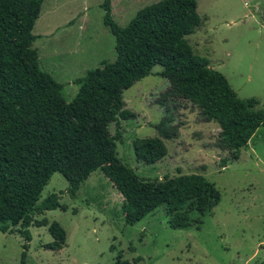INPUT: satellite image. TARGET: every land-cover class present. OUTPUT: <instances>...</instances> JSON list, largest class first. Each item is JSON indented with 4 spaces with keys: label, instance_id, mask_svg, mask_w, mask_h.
<instances>
[{
    "label": "trees",
    "instance_id": "1",
    "mask_svg": "<svg viewBox=\"0 0 264 264\" xmlns=\"http://www.w3.org/2000/svg\"><path fill=\"white\" fill-rule=\"evenodd\" d=\"M43 1L0 0V232L23 237L19 264H26L32 211L66 209L58 193L37 204L54 172L67 180L66 191L74 198L90 174L100 170L122 196L126 224L164 205L172 228L189 226L190 213L206 214L218 203L219 191L201 173L143 177L118 157L117 142L124 139L120 119L135 116L124 108L123 91L160 65L159 74L169 84L157 102L166 111L188 102L202 122L216 123L214 145L228 153L220 159L222 167L237 160L264 126V101L257 107V98L239 97L225 75L194 52L186 36L202 22L197 0H158L140 8L124 26L113 20L111 0H103V23L115 38L116 56L73 79L79 88L66 101L63 84L41 70L33 47L37 36L32 30ZM181 125L163 115L154 125L156 136L132 141L136 159L147 164L163 159L164 140L176 138ZM48 231L52 240L44 248L61 249L64 228L51 221ZM114 264L131 263L118 255ZM255 264H264V258Z\"/></svg>",
    "mask_w": 264,
    "mask_h": 264
},
{
    "label": "rangeland",
    "instance_id": "2",
    "mask_svg": "<svg viewBox=\"0 0 264 264\" xmlns=\"http://www.w3.org/2000/svg\"><path fill=\"white\" fill-rule=\"evenodd\" d=\"M156 1L136 0L133 7ZM102 2L44 0L33 26L32 32L37 36L33 47L39 67L63 84L66 101L79 88L73 79L84 76L104 60H114L115 38L103 23L82 31V35L78 24L61 27L54 35L48 32H55L57 24H66L76 17L80 7H92L94 14L93 8L100 7ZM118 2L121 0L111 2L112 18L117 17ZM47 7L55 9L50 14ZM64 7L74 9L65 11ZM134 9L121 19L117 17V24L126 25L134 16ZM197 12L203 20L186 36L194 52L207 57L209 65L225 75L239 97H255L260 101L257 107H261L264 0H197ZM100 13L104 14L103 9ZM88 33L93 35L91 42L85 37ZM160 71L161 66L155 65L153 74L123 91L124 108L135 116L120 119L124 139L117 142V155L143 177L201 173L219 191L218 203L203 216L191 212L193 222L185 228L169 225L164 205L129 225L123 220L120 193L100 170L90 174L74 198L66 191L67 180L54 172L37 204L51 193H58L59 202L66 209L41 214L32 211L34 220L29 226L31 240L26 264H114L118 255L131 264H255L264 258V126L255 131L237 160L220 166V159L228 153L214 145L218 125L202 122L199 110L188 102L182 101L166 111L157 102L169 84ZM165 114L174 123H182L177 137L164 140L167 154L163 159L153 164L138 161L132 141L156 136L154 125ZM108 128L112 134L115 132L113 122ZM51 221H57L66 232L65 244L59 250L43 246L52 240L48 231ZM23 242L17 232H0V264H19Z\"/></svg>",
    "mask_w": 264,
    "mask_h": 264
},
{
    "label": "crops",
    "instance_id": "3",
    "mask_svg": "<svg viewBox=\"0 0 264 264\" xmlns=\"http://www.w3.org/2000/svg\"><path fill=\"white\" fill-rule=\"evenodd\" d=\"M135 1L136 0H121V2H118V5H117V12H118L117 17H119L121 19L131 9H134L135 7H133V4L135 3ZM47 8L49 10V13L51 14L54 7H47ZM140 8H142V7H136L134 9L135 10V13ZM63 9L65 11H71L72 9H74V7H64ZM91 9H92V7H80V9L77 12H75V13H77L76 17H74L73 19H71L70 21H68L66 24H62V23H60L61 25L60 24H57V27L55 29L56 31L55 32H52V31L51 32H48V35H54L58 31L57 29H60L61 27H67V26H71L72 27V26H75L77 24H78V29L80 30L79 33L81 35H82V31H86L87 29H89L91 27L94 28V27L100 26V24L103 23V15H104V14L100 13V10L103 9L101 7V4H100V7H97L96 9L93 8L94 14L91 12ZM112 9H113V7H112V4H111V14H112ZM113 16H114V14H113ZM53 17H54V15L52 16V18ZM117 17H114L113 18V20L115 22L117 21ZM93 28H92V32L94 30ZM85 37L89 40V42H91L92 39H93L92 33H88V36H85ZM250 140H249V142H250ZM121 198H122V196H121Z\"/></svg>",
    "mask_w": 264,
    "mask_h": 264
}]
</instances>
